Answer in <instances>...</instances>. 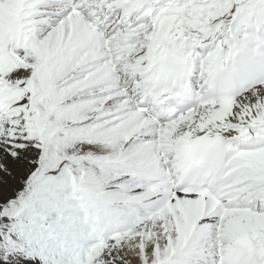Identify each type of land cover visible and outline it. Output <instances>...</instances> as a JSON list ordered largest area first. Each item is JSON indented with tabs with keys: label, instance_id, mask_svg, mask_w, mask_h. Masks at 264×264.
<instances>
[{
	"label": "snow or ice",
	"instance_id": "snow-or-ice-1",
	"mask_svg": "<svg viewBox=\"0 0 264 264\" xmlns=\"http://www.w3.org/2000/svg\"><path fill=\"white\" fill-rule=\"evenodd\" d=\"M0 264H264V0H0Z\"/></svg>",
	"mask_w": 264,
	"mask_h": 264
}]
</instances>
